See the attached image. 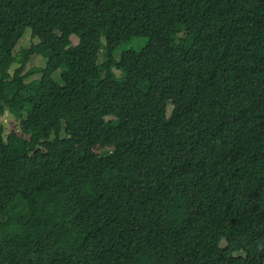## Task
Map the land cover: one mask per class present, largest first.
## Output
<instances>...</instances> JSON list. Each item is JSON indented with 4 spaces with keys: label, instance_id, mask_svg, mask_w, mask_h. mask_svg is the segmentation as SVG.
<instances>
[{
    "label": "trees",
    "instance_id": "1",
    "mask_svg": "<svg viewBox=\"0 0 264 264\" xmlns=\"http://www.w3.org/2000/svg\"><path fill=\"white\" fill-rule=\"evenodd\" d=\"M9 2L0 264H264V0Z\"/></svg>",
    "mask_w": 264,
    "mask_h": 264
},
{
    "label": "rangeland",
    "instance_id": "2",
    "mask_svg": "<svg viewBox=\"0 0 264 264\" xmlns=\"http://www.w3.org/2000/svg\"><path fill=\"white\" fill-rule=\"evenodd\" d=\"M9 4H10L9 0H1L0 1V6L3 9H5L7 12H10ZM31 33L32 32H31L30 29L26 30L23 38L20 40V43H19V45L17 46V48L15 50V53H18L20 50L28 48L32 44L38 42V40L34 39L31 36ZM73 37H75V36H73ZM73 42H74V44H76L77 40L75 38H73ZM140 47H141V45L138 42H135L132 45H124L121 48V50L118 53L115 54V58L119 60L120 57H121L122 52L124 50H126V49H131V48L139 49ZM46 63H47V59L43 58L42 56H39V55L33 56L30 59V62L27 65L25 72L28 71L31 68H44L46 66ZM99 63H103V55L102 54L100 55ZM15 68H17V65H15L13 67V70ZM115 72H116L117 76L121 75L120 72H118V71H115ZM39 77L40 76H36L34 79H38ZM53 78L58 84H60V85L63 84L61 76H60V72L56 73ZM1 123H2V125H3V127L5 129V136H7V135H9L11 133H16L17 135H19L23 139H27L29 137V133H26L23 130V128H21L20 119L17 118L16 116H14V115H11L10 113H6L5 116L1 118ZM97 150H99L100 152H106L107 151L106 149H104L101 146H98ZM221 246L228 247L227 243L225 241H223L221 243ZM237 255H241V256H245L246 257V253H244V252H240Z\"/></svg>",
    "mask_w": 264,
    "mask_h": 264
}]
</instances>
